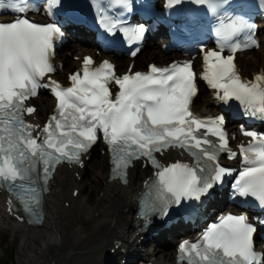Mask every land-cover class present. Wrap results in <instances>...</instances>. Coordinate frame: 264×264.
Listing matches in <instances>:
<instances>
[{
	"label": "snow or ice",
	"instance_id": "1",
	"mask_svg": "<svg viewBox=\"0 0 264 264\" xmlns=\"http://www.w3.org/2000/svg\"><path fill=\"white\" fill-rule=\"evenodd\" d=\"M60 4L61 0H45V10L51 15V10ZM4 8L18 15L0 23V181L18 197L26 213L40 204L38 165L39 178L45 184L50 170L62 161L82 165L81 157L97 143L98 132L112 154L113 172L122 179L133 160L145 158L156 169L152 185L156 203L147 205L146 215L159 213L166 218L172 206L200 201L232 174V169L219 163L221 153H226L228 159L237 156L223 130L225 118L200 119L190 110L198 95L190 61L164 68L151 65L147 73L118 77L110 62L92 68V58L85 57L81 71L70 75V87H61L51 79L42 84L55 71L51 56L64 32L55 24L30 21L26 17L30 0H8L7 4L0 0V9ZM139 27L140 34L123 29V37L141 40L145 28ZM106 30L110 35L118 34L113 29ZM215 31L218 50L205 51V46H200L205 66L202 79L216 90L222 103L238 101L246 118L264 120V74H257L253 81L242 80L235 56L223 55L226 48L236 49L227 37H220L219 29ZM245 46H258V41L253 37ZM136 54L131 53L133 57ZM112 83L118 87L114 99L109 88ZM40 88L49 89L55 98L56 114L44 125L42 136H33L38 126L26 123L21 113L31 115L35 111L25 102L36 97ZM241 132L251 140L239 148L244 167L232 185L233 193L254 198L264 210V134L245 130L243 125ZM169 148L183 149L193 158L194 166L180 162L162 166L154 153ZM255 232L245 214H229L212 224L200 241H184L179 250L189 256L195 253L201 264H264L253 250ZM188 264H194L191 258Z\"/></svg>",
	"mask_w": 264,
	"mask_h": 264
},
{
	"label": "bare ground",
	"instance_id": "2",
	"mask_svg": "<svg viewBox=\"0 0 264 264\" xmlns=\"http://www.w3.org/2000/svg\"><path fill=\"white\" fill-rule=\"evenodd\" d=\"M260 41L258 54L250 52L238 56V67L244 75L264 74V33L260 37ZM84 51L82 47L74 48L73 45H70L64 52L59 53L57 60L66 63V66L63 68V73L57 74L56 78L60 80L66 78L65 74L71 68L76 69L79 66L78 62L68 59V53L73 56H81ZM152 59L159 61L167 59V55L155 43H150L147 50L135 57L133 66L140 67ZM118 62L123 64L122 72L130 63L125 57H122ZM32 104L37 107L36 117L38 119L41 117L46 118L47 112H51L54 105L53 101L46 95H39ZM193 107L197 111L209 108V110L214 112L209 96L204 93H200L196 97ZM100 158V161L98 160L93 166V172L89 177L86 175V164L82 169L75 168L70 170L63 167L57 170L53 181L50 183V193L47 195L44 204L45 220L40 227H27L24 224L10 221L4 216L0 205V225H8L21 236L22 242L19 253L28 263L67 264L73 256H78V258L84 259L85 263H87V261H91L93 252L97 249H106V253H102L99 256L100 264H110V260L119 256L120 260L126 259L125 253L128 254V257L131 256V251H134L139 239V236H135L133 241L129 243L132 236L137 232L135 220L133 219L135 197L137 192L141 190L142 181L147 176H150L151 173L136 166L130 172L128 185L123 186L118 182L108 180V158L105 154ZM74 173H78L81 176V180L85 178L88 183L75 179L73 177ZM95 180L97 182H94ZM75 189L79 190V194L76 198H73L72 191ZM96 189H100V191L98 190L99 193L91 202L88 201V191L91 193V191H96ZM64 202H69L71 209H76L79 214L82 213L85 216H90L92 212H97V217L93 219L95 227L92 233L95 234L93 236L98 238L93 243H89V245L86 242L85 247L79 250L80 254H75V250L78 243L83 239L84 224L82 222H74V224L66 222L68 213L67 209L63 207ZM141 244L142 246L145 245V243ZM156 244L157 247H165V250L160 252L157 249H151L144 256H151L153 260L150 262L153 264H174L175 248L166 243V241L161 243L160 240ZM115 246H118V249L113 254H110L108 251ZM57 251L62 252L60 259H57ZM132 263L138 264L134 261Z\"/></svg>",
	"mask_w": 264,
	"mask_h": 264
},
{
	"label": "rangeland",
	"instance_id": "3",
	"mask_svg": "<svg viewBox=\"0 0 264 264\" xmlns=\"http://www.w3.org/2000/svg\"><path fill=\"white\" fill-rule=\"evenodd\" d=\"M70 57L71 56H68L69 60L72 61V59ZM152 61H156V60L152 59ZM145 63H147V62H145ZM101 156H102V154L99 153V150L96 149L94 151V153L92 154L91 159L87 162V165H86L85 169H86V175L88 177L90 176V174H92L93 166H95V163L99 159H101L100 158ZM104 173H105V169H104ZM87 179H89V178H87ZM81 181L83 183H85V182L88 183L85 178H83ZM94 182H97V180H95ZM89 185H90V183H89ZM98 190L100 191V189H98ZM98 190L97 189H96V191L93 190V191H91V193H90V191H88L89 192L88 198H87L88 201L91 202L94 199V197L97 196V194L99 193ZM66 195H68V194H66ZM69 206L65 207L63 205V207L65 209H67V213H68L67 217H66V222H68V224H74V222H79V223L82 222L84 224V233L82 234L83 235V239L78 243V245L76 246V250H75V254H78V253L80 254L79 250L83 249L87 243L89 245V243H93L98 238V237L96 238L95 236H93L95 234L92 233L93 232V228L95 227L94 223H93V219H95L97 217V212H92L90 214V216H85V214H82V213L79 214L78 210H76V209L73 210ZM70 214H71V216H70ZM16 233L17 232L15 230H13L11 227H9L8 225H4L2 228L0 227V264H5V262H7V261L10 262V260H11L10 264H32V263H28V261L22 255H20L19 252H20V245H21V242H22L21 241L22 238H21V236L18 233L17 234ZM166 238L168 240V243L171 244V239L168 236H166ZM152 248H153V246L150 244V245L146 246L144 249H142V251H140V253L143 256L142 259H141L142 262L148 263L149 261L153 260V258L151 256H147V257L144 256V254L146 252H149ZM157 249H159V248H157ZM102 253H106V249H97V250H95L93 252V256H92V259H91L92 262L91 261H87V263H85L84 259L78 258V256H73V257H71L69 259L67 264H83V262H84V264H100L99 256ZM56 256H57V259H60L61 256H62V252L61 251H57L56 252ZM119 259H120V257H116L114 259V262L115 263H120Z\"/></svg>",
	"mask_w": 264,
	"mask_h": 264
},
{
	"label": "trees",
	"instance_id": "4",
	"mask_svg": "<svg viewBox=\"0 0 264 264\" xmlns=\"http://www.w3.org/2000/svg\"><path fill=\"white\" fill-rule=\"evenodd\" d=\"M10 262H11V260H10ZM10 262L7 261V262H5V264H10Z\"/></svg>",
	"mask_w": 264,
	"mask_h": 264
}]
</instances>
